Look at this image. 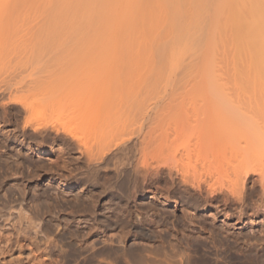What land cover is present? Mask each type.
Masks as SVG:
<instances>
[{"label":"bare ground","instance_id":"6f19581e","mask_svg":"<svg viewBox=\"0 0 264 264\" xmlns=\"http://www.w3.org/2000/svg\"><path fill=\"white\" fill-rule=\"evenodd\" d=\"M121 1L123 0H0V138H1L0 139V175L3 174L1 170L2 169L1 166L3 165V163H8L11 160L13 164L16 166V168L7 165L8 166L7 171H9L11 175H15L20 172L17 171L19 170L18 167L19 166L23 167L24 164L22 165V163H20L21 159L19 162L18 161L19 159L17 158H23V155L21 156L22 152L20 153V151H18L17 153L16 152L11 153L10 144L13 143H16V145L23 144L29 139L30 136H34L36 138L38 137L39 139V135H41L42 139H40V141H37L38 143H36L37 145L35 144L36 146H31V147L29 146L33 145L34 143L28 146L27 143L29 141L26 142L29 151L32 149V151H36L39 154H46L47 149L43 148L41 145L45 144V142L49 139L50 141L53 139L52 140L53 142L62 140L63 144H67V147L69 148L70 151L73 149H77L81 153V155L84 156L86 155L85 157L87 158L88 169L93 167L95 168L99 164L101 165L104 163L109 164L111 162L117 161L118 159H120L121 156L123 155L125 156L128 153L131 154L134 150L136 151L134 153L135 155L139 151L140 154L138 153L137 154L141 156L146 150L152 149L150 151L152 153L155 151L154 153L157 155H155L154 153L153 155L151 152L149 151L148 152L151 153L153 157L155 156L156 159L151 157V155L149 156L152 159H147V157L144 156L145 154H143L142 156H144V158L142 157V159L147 160L143 162V160L141 161V158L138 159V155L136 157L137 160L133 158L135 157L134 155L130 157L132 159L126 156L131 161L132 160L134 161L135 159L136 164H133L134 166L132 165L133 168H131V164L134 162H132L129 166L131 170H133L134 174L138 175L144 172L146 174V172H148L149 170L151 171L153 169L154 171L152 173L156 174L157 171H155L156 168H154L155 165L153 164L154 163L157 164L156 165L157 167L160 166V164H162V168L169 169L167 171H169L168 173L170 175L166 174L167 171L165 172L166 175L171 176L169 178H166L168 179V181L170 180V178H173L176 175H178L179 177L178 180L180 179L183 184L190 185L191 189L192 187L194 188V190L197 189L196 191H200L201 195H202L201 192L203 191H204L203 194L206 193L205 196L203 195L204 197L201 196L202 197V199L200 198L201 200L196 199L200 204L198 205L199 207L202 204L205 205L206 208L207 206L211 207L214 205L213 203L218 201L219 198H223L222 199L224 201L223 206L228 207L230 204H236L238 205V207H242L241 210H243L246 206H248L247 200L249 199V196H251L250 193H252L254 189H256L259 186L261 190L264 192V89H253V90L251 89L243 93L240 92L232 93V92H226L221 89L212 90L210 88H207L208 83H204V82H208L207 78H210L211 75L209 76V74L207 75L206 73L207 72L206 70L208 68L205 66L206 62H204L201 59V57H199L200 59L199 58L196 59L197 56L195 57L193 54L187 55V51L191 47L190 44L191 42L189 41V39L194 37L193 36L195 32L194 30H196L197 32V27H200V23H201L200 21H202L201 20L202 16H200L201 19H198L200 17L197 16L198 12H196L197 11L196 8L198 9L201 8L202 10H204L203 7L205 6L204 8L207 9V5L209 7L210 4V3L206 4V1L208 0H199L198 3H197L198 0H196V2L194 0L195 6L196 4L197 5L201 4L203 5L202 7L201 5H199L200 7L197 6L195 7L192 4L193 0L192 2L190 0H187L189 2H184V3L183 1L181 3V0H172V3L171 1L168 3L165 2L164 4H166L167 7H165V5H164V9L163 7H160L163 9L162 10L163 13L162 14L159 13V15L164 16V19H162V16H159L161 18L157 17V19L159 18L161 20L162 24L163 23L165 24V27L164 24L163 27L160 28H158V26L155 27L153 24H154V20L157 21V19L152 20L150 18V20L153 21L152 25L154 26V27L152 26V29H155L156 31L152 30L151 33L152 38L147 36L146 37L148 39L151 38V40L153 39L154 42L147 45V43H150L151 41L148 42V39L145 37V39L147 40H144L143 46H145L146 48L141 49L137 47L138 54L135 52L137 51L135 50L136 48L128 47V44L130 43L129 42L127 43V41H125V43H127V46L125 45L126 48L124 49L125 50L130 49L128 50V53L126 51V53L129 54V55L126 54L127 56H130L131 53H129V51H131L132 48L131 52H133L132 54L135 55L136 57H138L143 52L142 53L143 56L141 55L143 61L140 58L135 57L136 59H138L137 62L138 61H141V63L146 61L148 62V63L146 62L147 63L146 69H144L145 67L143 68L142 66V69L144 70L143 72H141V74H143V77L141 78L144 77L147 78L146 79L147 83H144V85L146 86L148 84L147 85L148 88L145 87L143 84L141 85L143 80L141 78H138V80L136 81L137 83L135 82L136 83L135 86L133 85L135 87V90H136V86L138 85L139 79L141 80V83L139 84L140 86H138L139 90L137 88L138 91H140L141 90L140 87L142 88L143 86L145 89L143 88L144 90L142 91H146V89L147 91H149L148 90L149 86L150 89L153 86H155L153 87L154 89H152L154 92L155 91L158 92L159 87L161 86L162 88L164 82L168 83L170 87V84L174 81L173 83L174 87H172V90L170 89L171 87L169 88L171 91L169 97L167 96V98L172 99V101H168L170 103V106L169 104L165 105L167 104L166 101L164 105H161L163 108L159 107V105L157 104L158 101L155 103L154 101L153 103L152 102L146 103L144 101V94L141 91H140L141 93L138 94L139 95L141 94V96H143V101L141 100L142 99L141 96H138V98L136 97L134 99V96L136 95L131 94L134 91V89L131 88L132 87L131 85L125 83V81L128 80V76L127 79L125 78L126 75H124V79L126 80L122 83V86L116 87L115 89L116 94L114 96L112 95V93H114L112 90L114 88V85L112 84L114 83H111L109 85V82H105V84L108 83L109 86L106 85L104 87L105 90L103 91H105V94H103L104 101L102 100V103L99 102L96 104V102L98 101H93V103L91 101H89L88 103H80L82 101H80V99L77 97V90L79 89L78 88L79 84L81 86L82 81L86 78L87 76L86 72H82L81 74L82 70L79 69L80 71L79 70L78 71L80 73L77 71L78 73L75 72L74 74L73 70L71 71V69H74L76 66L73 67V64L70 63L68 64L67 62L68 60L65 57L64 58L66 59V62L63 65H60L64 61L62 62L61 57L58 58L60 55L59 54L55 55V52L52 49L61 48V50H63L64 48L67 49L68 52L67 47L70 44H73L74 46L79 44L80 48L81 47L83 48L85 45H89L87 43L96 44L98 40H102L100 38H103V34H104L103 31L105 32L107 28L109 29V26H110L109 30L112 31V34L115 33L113 34L115 36V37L113 36V38H112V34H108L110 35L109 39L112 38V42L114 44L113 41L114 38L116 39L119 38L116 35L118 34L117 32H119V30L116 31L115 27L120 28L119 25H123V26L124 24L127 25L128 21L125 23L121 21L124 24H120L121 22H119L120 20H124L123 18L126 17L125 11L128 8L130 9L135 8L134 6L138 7V5L140 8H142L144 5L143 2L140 0L139 1L143 5L138 0H137L138 2L136 0H132V1L124 0L123 4H121ZM226 2L227 3L230 2V4L232 5L237 4V6L238 4L241 5L243 4L245 6L252 5V7H254L253 5H257L255 7L258 6L264 7V0H230V1L226 0ZM133 3H135L136 5ZM157 3H159V0L157 1ZM185 4L187 7L186 6L184 7H186L187 10L185 9L184 13L186 14V12L188 11L187 12L188 16L186 17V15L182 13L183 20L185 21L184 15L186 19L188 17L191 18L192 15L193 18L191 19L192 26L187 28L186 33L185 31L183 33L182 31H180L182 29L178 30L180 25L183 23L182 20L180 22L181 18L178 17L174 18L173 16H168L170 14V11L168 10L171 9V11L174 13V16H176L175 14H177L178 11L179 13H181L180 11L182 10L183 7L182 5ZM188 4L190 7L188 6ZM120 5L122 6V8H127V9L119 10ZM115 10L119 11V13L122 10L125 11H122L124 13H120L119 16V13L117 11H116L117 13L115 12L114 14ZM208 10L209 8L207 9V11ZM105 11L106 13L109 12L110 17L112 13L114 15V17L113 16L111 18L109 17L108 21L105 20L107 21V23L104 24L106 26L107 24H109V26L107 27H104L103 24L104 18L106 17L105 15L109 16V14L104 13ZM190 12L191 13L194 12V14L190 15L189 14ZM100 13L101 16L98 15ZM123 14H125V16ZM200 14L203 15L202 11ZM167 16L169 17L168 22H166ZM96 17H98V19L100 18L99 22L97 21L98 19ZM141 17L143 16L139 17L140 22L142 21ZM95 21L98 22L97 23L98 25L95 24ZM158 21H157L158 23L157 25L160 24V21L159 22ZM172 21L173 23L171 24ZM134 22L135 25L140 24L138 22L137 24L136 20H134L133 23ZM149 22L146 21L147 24ZM179 22L181 23L180 25ZM167 24L171 26H173L174 24V27H171L173 29V30L171 29V32L167 29L168 31L166 32L168 33H166V35L167 34L168 35L167 37L165 35L166 37L165 38L163 36L164 35L163 33L165 32H161V30L162 28L164 30ZM100 27L102 29L104 27L105 29L103 31L101 29L102 34L100 30L98 32V29ZM139 27L140 30L142 31V27L141 26ZM95 28H97V30ZM125 28L121 30L123 32L122 34H124L125 32L124 31ZM201 28H203L202 24H201ZM158 29H160L159 31L162 33V34L160 33L162 36L159 34V32L158 34L164 39L160 38V36L157 35V37L159 36V38L161 39L160 40L156 38L155 34H153V33L157 34ZM109 30L106 32V34H104V36L107 35V33H110ZM154 35H155V39H158L157 41L153 38ZM189 36H191V38H189ZM105 38L108 41V37L105 36L103 40ZM83 40H84L83 43L84 45L81 46ZM85 41L87 42L85 43ZM102 41L101 43H104ZM110 41H108V43ZM112 42L110 45H112ZM115 43L118 42H116L115 40ZM120 43L123 44L122 41L119 42V44ZM145 43L147 46L145 45ZM73 45L70 46L72 47ZM131 46H133V44H131ZM77 47L78 46H76L75 49ZM119 47L121 46L119 45ZM119 47L117 46V49ZM125 50L121 51V53L120 52L118 53L121 57V58L119 57V59L126 57V55L123 57L121 56L123 55V53H125ZM57 53L58 52H56V54ZM52 55L57 59L52 57ZM143 57L145 58V61ZM127 59H126L127 62L125 60L122 61L128 63L129 60L130 64L132 61H134L133 59L131 60V58L128 60ZM137 62L136 64L139 63V66L142 65L140 64V62L138 63ZM198 62H201L202 64L201 63L199 64ZM66 63L67 65L65 66ZM126 63L121 64L120 62L122 66H124V64ZM203 66H205L204 70L202 69ZM67 68L70 69V70L68 69L69 73L71 71V73L73 72L74 75L66 74L68 72ZM137 68H139L138 65ZM74 70L76 71L77 69ZM64 71L66 73H64ZM203 71H205V73ZM127 74L129 75V73ZM145 75L148 77H146ZM177 75L178 78H176ZM202 75L207 76V77L205 76L206 78L203 77L206 81L202 80ZM120 76H122V74ZM148 78L149 79L151 78L150 81ZM160 78L163 80H161ZM199 78H201L200 82H199ZM201 80L203 81L204 84H206L205 86L202 83V85L206 87L205 89L202 88V86L200 87L202 82ZM109 81H111V79ZM111 82H114V80ZM153 82H156V84H154ZM157 86H159L158 89ZM161 88H160L161 93H164L162 92L163 89ZM147 91L144 93H147ZM153 91L152 93L154 96L156 95L159 96L161 94V93L156 94ZM69 97H70V105L68 106L66 105L67 103L66 104L64 103L66 102L67 99H68L67 102H69ZM131 97L133 98L131 99ZM154 99H156V97ZM173 101L175 102V104ZM136 102H140V103H136ZM241 102L246 105L244 111H241L242 105L237 106V104ZM171 103L174 104L173 107ZM235 106L237 107L238 111L236 109H233ZM38 108H41L42 112L38 113L36 111V109ZM173 108L175 110L174 113L177 112V115L176 114H175L176 116L174 115L175 117L174 120L171 118V116L168 115L171 112L170 115L173 116L174 114ZM51 109L52 112L59 111V112H66V114L68 115L71 114L72 115L71 119H69L71 124H74L76 127L78 126L81 127V125L82 126L84 125L83 127L85 131H88L89 134L92 131L94 132L95 130L97 131L98 129H100V131L101 130L105 131L109 129L110 131L111 129L114 130L115 128L117 129L116 131L119 130L121 131V132L119 131L120 135L119 132H114L115 131L114 130L113 133L116 134L114 135L112 133L113 138H109L110 136L106 138L108 142L104 143L103 145L104 147L102 146L103 151L100 154L98 153L99 155H96L94 152H92L91 149L92 144L90 145L88 141L85 140L86 138H84L83 140V137L81 138L78 135L79 131L77 130V128L73 126L74 129L76 128L74 130L72 127H70L71 125L69 121L67 122L68 125L70 126L62 123L63 126L65 125L64 127L61 126L62 124L60 125L59 120H61V118L58 120L59 124L58 123L56 124V122L55 124L52 123L53 122L52 120L54 119L51 120L50 118H48L50 113H52ZM161 111L162 113H160ZM167 111H169V113ZM159 113L162 114L163 116L162 115L160 116ZM158 116H160L161 118L162 117L164 118V116L165 117L168 116L166 120L165 118L164 120L162 118V121H166L164 122L165 124L162 121H161L162 123L156 121V117L161 120V118ZM169 117L171 119L168 120ZM156 123L158 124L160 123L161 126L159 125V127L163 131H165L163 133L164 136L162 140L163 142L160 141L162 139L161 133H158L159 131L162 130H160V128L157 127L158 124ZM154 124H156L155 127L158 128V130H156L157 134L155 133L156 135H158L156 138L153 137L155 135L153 133L155 132ZM162 125L164 126L162 127ZM11 127L13 128L11 129ZM29 130H32L30 131L32 133L31 135H28L29 137L26 140L25 138L27 137ZM149 130H150V134L152 133L153 136L152 134L151 135L149 134ZM100 131L98 130L101 136L103 135V138L105 137L104 135L105 133H107V135L109 134L111 135V133H109L108 130L107 132L105 131L104 133ZM117 135L119 136L116 137ZM149 136H152L154 138V142H156V140L159 141L158 143H156L157 144L156 146L158 147L161 146L160 147L161 150L159 149L161 152L158 151L156 153L158 149L156 148L157 149L156 150L155 148H151L150 144L147 149L146 145L149 143V141H147V137ZM152 137L148 138L150 142L151 140L153 142V139H151ZM96 138H98V136ZM32 139L35 141L34 138ZM106 139H104V141ZM159 143L160 145H158ZM154 146L155 145H153L152 147ZM144 147L146 149L143 152ZM162 148L164 149L162 150ZM162 152L163 154L161 155V157L158 158L157 156L160 155ZM14 155L17 157L16 159H13ZM124 156L121 157V160L122 158L126 160V157ZM24 157L25 158L23 159H27L26 156ZM157 158L159 161H157ZM130 160H128V162H130ZM148 160H150V162ZM155 160L158 163H156ZM151 161L154 163L150 164L152 163ZM120 163L122 165L123 163L127 164V160L126 162H119V164ZM113 164H116V162ZM42 165H40V167L38 165V168H41L42 166L41 169L44 171L45 174L44 173L43 174L45 176H48L49 173H51L52 175H57V176L59 175L60 179L64 177L63 176L64 173L61 174L60 170L57 169L54 171H50V169H52L50 168L51 166L47 167L48 165H44V164ZM24 167L25 169L29 168L30 170L29 169L26 170L27 173L21 172V178H17V179L23 180L27 177V179L30 178V180H32V178L34 177L36 178L38 176L39 177L41 176L38 173L39 171H37L38 168L35 169L36 167H34L31 169L30 165L27 168L26 165H24ZM125 167H127V165L124 166V168ZM157 170H159V168H157ZM174 173H176L175 176H173ZM146 176H148V174ZM162 176L164 177L165 175ZM39 180L41 181V179ZM181 182L180 184H182ZM173 183L175 182L173 181ZM249 183H252L253 185L249 186ZM18 186L20 190L22 186L19 184ZM21 190L25 192L24 187H22ZM20 191L18 193L17 190L15 191L17 193L15 194L18 195L16 197L14 193H12V195L14 196L5 193L6 196L5 201L0 206V264H65L66 262L65 260H67L66 257L67 254L65 251L66 248L63 247L66 246L65 237L67 235V230L65 229L66 227L60 226L61 225L60 222L59 224L58 223L55 224L58 233L55 231L56 229L52 228V225H54L53 223L57 219H54V217L49 215L51 211L49 209L50 201L47 200L48 198H46L47 201L43 200L44 201L43 202L44 206H43L42 199L39 200L42 205L41 206L39 204L42 209L41 212L39 210L40 209L39 206L38 210L39 212H41L39 213L38 211H35L37 210L36 208L38 207V204L36 206V203H34L35 200L32 204L33 205L35 204L36 208L31 204L32 202L31 199L33 198H30L31 202H29L28 201L29 197L26 199L25 197H23L25 194ZM46 192L47 191H45L44 193ZM45 195L48 194L46 193ZM198 195L196 197H200ZM39 198H41V196ZM47 202H49V205ZM219 202L221 201L219 200ZM201 207L203 208V206ZM29 208H32L31 210L35 209L34 211L36 213L30 212L31 210ZM184 212L185 210L183 211V213ZM42 213L44 215H42ZM187 213L189 216H192L189 214L188 211ZM47 214L50 217L47 216ZM189 218L191 219L192 217ZM191 222L193 223V221ZM54 233L55 235L56 234L57 235L55 236ZM153 233L152 234L149 233V236L151 238L156 237L153 236L155 234ZM53 235L55 237L58 236V242L57 240L55 241ZM79 244H81V242ZM177 252L179 251H176L175 254L173 253V255L176 256ZM187 259L189 260V258ZM175 260H176V264L178 262H180L178 264H187L188 261L186 260L185 254H180ZM189 263L190 262L188 261V264Z\"/></svg>","mask_w":264,"mask_h":264},{"label":"rangeland","instance_id":"374dc122","mask_svg":"<svg viewBox=\"0 0 264 264\" xmlns=\"http://www.w3.org/2000/svg\"><path fill=\"white\" fill-rule=\"evenodd\" d=\"M123 1H121V4H123ZM140 1H142L143 4L146 6H144ZM140 1L139 2L143 5L142 8H140L138 4H137L138 7L134 6L135 8H131V9L122 8L121 5L119 7L120 9L118 8L119 10L127 9L126 11L122 10L126 12L125 13L126 17L123 18L125 21L120 20L119 22L121 21H123L124 23L127 21L128 22H127V25L122 22L120 23V24H124V26L126 25L125 26L126 28L123 25H119L120 28L115 27L116 31L119 30L120 32V33L117 32L119 35L116 34L119 38L117 37L118 39L114 38L113 40L115 45L112 42V38L114 36L113 34L115 33L112 34V31L109 30L110 29L109 24H107V26H109V29L108 28L107 29L109 30L110 33H107V35L105 36L108 37V41L110 40L111 41L108 43L106 38L103 40V38L105 37L104 34H106V32L108 31L107 29L105 32L103 31L105 30L104 27H107L104 23H107L110 17L109 12L106 13L105 11L104 13L109 14V16L105 15L106 17L104 18V21L105 20L107 21L105 22L103 21V24H104L103 29L101 28L102 26L98 29V32L99 30L101 32V29H102L104 33L103 38H100L103 41L98 40L97 42L98 44L97 43L96 44L87 43L89 45H85L83 48L82 47L80 48L79 44L75 46L73 44H70V45H73L72 46L73 48L70 45H68L67 47L68 52H67V49H64V48L63 50H61V48L52 49L54 50L55 55L59 54L60 56L58 58L61 57L62 62L64 61L63 63L60 62L61 63L60 65H63L67 59L68 64L69 63L73 64V67L76 66L74 68V69H77L76 71L74 69H71V71L73 70L74 74L79 69L82 70L81 74L82 72H86L87 76L84 75L86 76V78L82 81L81 86L79 84L80 86V87L78 86L79 89L78 90L76 89L77 97L80 99V101H82V102L79 101L80 103H88L89 101H91L92 103L93 101H98L96 102V104L99 102L102 103V100L104 99L103 94H105V91L103 90H105L104 87L108 85V83L105 84V82H109V85L111 83H114L112 84L114 85V88L112 89L114 92L112 93V95L114 96L116 94V90H115L116 87L122 86V83L127 79V76H128V80H126L127 82L125 81V83H128L129 85H131L132 86L131 88L134 89L132 93L130 92L131 94L136 95L134 96V99L136 97L138 98V96H141V94L139 95L138 93L143 92L144 101L146 103L147 102L153 103V101L155 103L158 101L159 103L157 102V104L159 105V107L163 108L161 105H164L166 101L167 104L165 105L169 104L170 106V103L168 101H172V99L167 98V96L169 97L170 91L172 90V87H174L173 86L174 81L170 84L171 88L169 87L168 83H165L163 81L164 85L162 88L161 86L160 87L157 86V89L159 87L158 92L157 91L154 92L152 90L154 89L153 87L155 86H153L151 89L149 86L148 90L151 93L147 91V89H146L147 93H144L146 91H142V90L145 89L144 83H147L146 82L147 78L145 77L141 78L143 77V74H141V72H143V70L146 69L148 62L146 61L147 63L146 62L141 63V61H138L140 62V64H142L139 66V63L137 62L138 59L136 58H140L142 60L141 57L143 56L142 54L143 52L139 55L140 57L139 56L136 57L135 55L132 54L133 52H131L132 51V48H131V51H129V53H131L130 56L131 55L132 56L130 57V56H127L129 55L127 53H128V50L130 49L125 50L124 48H126L128 42L130 43L128 44V47L136 48L135 49L137 50L135 51L136 53L138 52V48H141V49L146 48L145 46H143L144 40H147L148 39L147 37L152 38L151 36L152 30H155V29H152V26L153 25L155 27L158 26V28L163 27L164 23L162 24L161 20L159 19L161 18L159 16H162V15H159V13L161 14L163 13L162 10L164 9V5L165 7H167V5L164 3L165 2L168 3L170 1L172 3V0H167V1L159 0V3H157L158 0H140ZM182 1L183 3L189 2L187 0H181V3ZM190 1L192 2V0ZM208 1H206V4L210 3L209 7L207 5V9L209 8L208 11L207 9L204 8L205 6L203 7L205 12L201 8H200L201 10L196 8L197 9L196 12H198L197 16L198 17L202 16V19L201 17L198 19H201L202 21L199 20L201 23H200V27H197V32L196 30H194L195 32L192 31L194 32V35H193L194 37L191 38V36H189V38H191V39L188 38L189 41L191 42L190 43L191 47L187 51V55L193 54L195 57L197 56L196 59L201 57V59L204 62H206V64L204 63L205 66L208 67L206 70L207 71L206 73L207 75L209 74V76L211 75L210 78H207L208 82H204V83H208L207 88H210L212 90L221 89L226 92H232V93H239V92L243 93L251 89L252 90L253 89H264V7L263 6L255 7L257 5H253L254 7H252V5L245 6L243 4L242 5L238 4L237 6V4L232 5L230 4V2L227 3L228 1L226 2V0H211V1L208 0ZM160 2H161V5H160ZM198 2L199 0L197 1V3ZM186 4L182 5L183 7H182V10L180 11L181 13H179V11L178 12L176 11L177 12V14H175L176 16H174V13L171 11V9L168 10L170 11V14L168 16H173L174 18H177V17L181 18L180 22L182 20L183 23L181 24L179 22V25L180 24L181 25L178 30L182 29L180 31H182L183 33L184 31L186 33L187 28L192 26L191 19L193 18V15H192L191 18L188 17L186 19V17L188 16L187 15L188 11L187 12L185 11L186 14L184 13V10L187 7ZM192 4L195 6L194 0ZM199 5L201 4H198V5L196 4L197 7H200ZM202 6L203 5H201V7ZM160 7H163V9ZM195 7H194V10H195ZM149 8L151 9V12ZM117 10L114 11V14ZM122 11L120 13H124ZM201 11L203 15L200 14ZM117 12L119 13V11ZM196 12H195V15H196ZM120 13H119V16H120ZM182 13L186 15V17L184 15L185 21L183 20ZM125 14L123 15L125 16ZM155 14H156V17H155ZM189 14L190 15L194 14V12L193 13L190 12ZM98 15L101 16V13ZM112 16L114 17L113 13L111 17ZM140 16H143L141 17V20H142L141 22L143 23L140 22V18H139ZM168 16L166 17L167 19L165 18L166 22H168V18H169ZM116 17H117V14H116ZM157 17L159 18L157 19ZM96 18L98 19V17ZM150 18L152 20L154 19H157V21L159 20L160 24L157 25L158 23L156 20H154V24H153L152 23L153 21L150 20ZM203 18H204V21H203ZM148 19L150 22L148 21ZM162 19H164V16H162ZM99 20L100 18L97 21L99 22ZM134 20H136V23L138 22L142 24L140 25L137 23L139 26L142 27L143 32L140 30V27L138 25H135V22L133 23ZM146 21L149 23L147 24ZM98 22L95 21V24H97ZM172 23L173 21L171 22V24ZM133 24H134V27H133ZM201 24L203 28H201ZM164 27H165V24H164ZM171 27H174V24L173 26L167 24L164 30L162 28L163 31L161 30V32H165L163 33L164 37L166 33H168L166 31L169 30L171 32V29H172ZM124 28H125L124 30L125 32L124 34H122L123 32L121 30H123ZM95 29L97 30V28ZM159 30L160 29H158L157 34L153 33L156 35V38L158 39L162 38L161 37L162 33ZM113 32H114V29H113ZM158 32L159 34L161 33L160 34L161 36L158 34ZM108 34H112L111 39H109L110 35ZM155 35L153 37L154 39H155ZM157 35H159L160 38L159 36L157 37ZM145 37L147 39H145ZM151 38L148 39V42L150 41L151 42L147 43V45L154 42V40L153 39L151 40ZM158 39H155V40L157 41ZM115 40L118 43H115ZM87 41H85V43ZM101 41L104 43H101ZM121 41L123 42V44L122 43L119 44V42ZM125 41H127V43H125ZM111 42H112V45H110ZM83 43H84V40L81 46L84 45ZM131 44H133V46H131ZM116 45L118 47L120 45L121 47L117 49ZM76 46H78L77 48L79 49L77 48L75 49ZM69 48L70 49L72 48V49L70 50ZM124 50H125V53H123V55L121 56L123 57L127 54L126 57L119 59L120 55L118 53L119 52L121 53V51H124ZM56 52L58 53L56 54ZM53 55L52 57H54ZM62 57L63 58L65 57L66 59L65 58L63 59ZM129 57L131 58V60L132 59L134 60L131 62V64L129 63V60H128L130 59ZM132 57L134 58L136 57V58L134 59ZM144 57L143 59L145 61ZM126 59L128 60V63H126L127 62ZM122 60H125L126 62ZM120 62L121 64L122 63H126V64L122 66ZM136 62L138 64H136ZM198 63L200 64L201 62H198ZM66 65L67 63L65 64V66ZM137 65L140 68V70L139 68H137ZM142 66L143 68L144 67L145 68L142 69ZM205 66H203L202 68L203 70ZM68 69L69 68H67L68 72L66 73L64 71V73L73 74V72L71 73V71L69 73L70 69L69 70ZM203 72L205 73V71ZM127 73H129V75ZM121 74L123 77L120 76ZM124 75H126L125 77L126 79H124ZM203 75H202V80L206 81L204 78H206L207 76L205 75L206 76L205 77ZM138 78H141L143 82L141 83V80L139 79L138 85L136 86V90H135L134 86L137 83L136 81L138 80ZM176 78H178V75ZM110 79L111 81L114 80V82L109 81ZM200 79L201 78H199V82H200ZM140 83L141 85L142 84L144 85L142 88L140 87L141 92L138 91L139 90L138 86H140L139 85ZM153 83L156 84V82H153ZM202 83L203 81L201 82L200 87L202 86V88L205 89L206 84L203 83V85H205L203 86ZM147 85L145 87L148 88ZM160 88L163 89L162 92L164 93H161ZM152 91L156 94H160V93L161 94L159 96L157 95L154 96ZM153 96L154 98L156 97V99H154ZM141 97H142L141 100L143 101V96ZM132 98L133 97H131V99ZM67 101L68 99L66 100L64 104L67 103L66 105L69 106L70 97H69V102ZM133 103H134V100H133ZM136 103H140V102H136ZM174 104L171 103L172 107L174 106ZM238 105H242L241 107L242 110L241 108L240 110L244 111L246 105L243 104L242 102L237 104V106ZM233 109H236L238 111L236 106ZM36 111L40 113L42 112V109L38 108L36 109ZM174 111L175 110L173 108V113ZM51 112H52V109H51ZM53 112L50 113L48 117L51 120L54 119L52 120L53 124H55V122L57 124L58 120L61 118V120H59L60 125L62 123L65 125L66 124L68 125L67 121H69L71 126L70 125L68 126L72 127L73 129L74 127H76L74 124H71L69 120L71 119V116H72L71 114L68 115L66 114V112H59V111L57 112L55 111L54 113ZM167 112L169 113V111ZM160 113H162V111ZM170 114L171 112L168 115L171 116V118L174 120L175 118L174 115L175 114L177 115V112H175L173 116ZM161 115L162 114H160V116ZM167 117L168 116L166 117L164 116L165 120L167 119ZM162 118L160 120L159 118L156 117V121L160 123L166 122V121H162ZM171 118L169 117L168 120ZM76 123H79V122H76ZM160 123L159 124L156 123L158 124L157 126L158 128H160L159 127ZM63 124L61 126H63ZM156 124H154V127L156 126ZM83 126L82 125L81 127L78 126L79 129L78 127H76L80 134L78 132L77 133L81 138L83 137V140L84 138H86L85 140H87L90 145L92 144L91 145L92 152H94L96 155H99L103 151L102 149L104 147L103 146L104 143L108 142L106 138H108V136H110L109 138H113L112 133L114 130H115L114 132L120 131V130L116 131L117 129L115 128L114 130L111 129L112 131L111 130L109 131V129L106 128L109 131V133H111V135L109 133H108L109 135L105 133L104 134L105 137L103 138V135L101 136V134L98 132V130L100 131V129H98L97 131L95 130V132L92 131L89 134L88 131H85ZM163 126L164 125H162V127ZM157 127H155V132H153L154 134L157 132L156 130H158ZM12 128L13 127H11V129ZM107 130L105 131L107 132ZM160 130L162 129L160 128ZM30 131L32 130H29L27 137L25 138L26 140L29 137L28 135H31L32 133ZM105 131L101 130L100 132L104 133ZM120 132H119V135H120ZM164 132L165 131L163 130L158 132V133H161L162 135V137L159 135L162 138L160 140L161 142H163L162 140L164 137L163 136ZM149 134H150V130H149ZM119 135H117L116 137H118ZM155 135L153 136L152 134V136L156 138L158 135L156 136ZM97 136L98 138H96ZM152 136H149V137H152ZM149 137H147V141H149V143L146 145V147L148 149V146L150 144L151 148L158 149V150L156 149L157 150L156 153H157L158 151L161 150L160 149L161 146L160 147L156 146L157 145L156 143H158L159 141L156 140V142H154V138L152 137L151 139H153V142L152 140L150 142V140L148 139ZM32 138L35 139L36 137L30 136L27 141L25 140L26 142L29 141L27 143L28 146L34 143L33 145H30L29 147L36 146L37 145L36 143H38L37 141H40V139H42L41 135H39V139L37 137L35 141ZM104 139L106 140L104 141ZM52 140L50 141L49 139L45 142V144L41 145L43 148L47 149L46 154H39L36 151H32V149L29 151V148L27 147L26 142L20 145H16V143L10 144L11 145L10 150H11V153H15V152L17 153L18 151H20V153L22 152L21 156L23 155V158H25L24 156H26L28 160L23 159V158H17L15 155L13 158V159H16V158L19 159L18 160L19 162L21 159L20 163H22V165L23 164L26 165V168L29 167L30 165L31 169L34 167H36L35 169H37L38 165L40 167V165L44 164V165H48L47 167L51 166L50 168H52L53 170L50 169V171H54L57 169L60 170L61 174L64 173L63 174L64 177L60 179L59 175L58 176L52 175L51 173H49L48 176H45L44 171L41 169L43 166L42 165L41 168L37 169V171H39L38 172L39 175H41L40 177L39 176L36 178L34 177L32 178V180H30V178L27 179L26 177L23 180L22 179L19 180L17 178H21V172L27 173L26 170H28L29 168L25 169L24 165L23 167L19 166L20 168L18 167L19 170L17 171H20V172L19 173L17 172L18 174L11 175V173L7 171L8 169L7 165L12 166L13 168H16V166L13 164L12 160L8 162L9 164L3 163V165L1 166L2 168L1 170L3 174H1L2 176L0 175V206L5 201V198H6L5 193L10 194L11 196L15 195L16 197L18 196L16 194L22 189V187H24V191H25V192H23V190L20 191L25 194L24 195L22 193L24 195L23 197H25L26 199L29 197L28 201L31 202L32 200L31 204L34 202V200H35L34 203H36V206L38 204L37 208L35 204L34 205L32 204L37 210L35 209L31 210L33 208L32 207V208H29L31 210L30 212H33V213L35 211L39 212V210L42 212L41 206L43 205V202L47 200L50 201V205H49V202H47L49 205V209L52 211V212L50 211V213L52 214L49 213V215L54 217V219L60 220V221L56 220L53 223L54 225H52V228L56 229L55 224L57 223L59 224L60 222L61 223L60 226L66 227L65 229L67 230V235L65 237L66 246L63 247L67 249V250L65 249L66 254H67L66 256L67 260H65L66 261L65 264H142V262L143 264H171V263L176 264L175 259L180 254H185L186 260H188L187 258H189L188 260L190 262L189 264H264V192L261 190L259 186L256 189H254L252 193H250L251 196H249V199L247 200L248 206L245 205L246 207L243 210H241L242 207H238V205L236 204H230L228 207L223 206V203H224V201L222 200L223 198H219L218 201H216L217 203L216 202L213 203L215 206L214 205L211 207L207 206L206 208V206L202 204L201 206H203V208L201 206L200 208L198 206L200 204L197 200H199L200 198L202 199L201 196L203 195L205 196L206 193L203 194L204 192L203 191L201 192L202 193L201 195L200 191H196L197 189L194 190L193 187L191 189L190 185L183 184L180 179L178 180L179 177L178 175H176V173H174L173 176L176 175L177 177L172 176L176 180L173 178H170L171 181L170 180L168 181V179L166 178L171 177V176H168L170 175L168 173L169 171H167L169 169L162 168V164H160V162H159L160 166L158 167L156 166L157 164L152 162L153 160L151 161L152 163H150V164L154 163L153 164L155 165L154 168H156L155 171H157L156 174L160 172L157 175L155 173H152L154 169L151 171L149 170L148 172H146V174L145 172L142 174H138V175L134 174L131 168H133L134 166L133 164H136L135 159L137 155L140 154L139 151L137 152L138 154L136 153V155L134 154L136 152L135 150L133 152L131 151L132 152V153L130 152L131 154L128 153L125 156L123 155L124 157L128 156L129 158L133 155L135 156L133 157L135 158L134 161L130 160L132 158L129 159L128 157H126L127 164L126 163L125 164L123 163V165L121 163L119 164V162H126V160L123 158L121 160V157H123L121 156L120 159L117 160L118 162L114 161L109 164H105V163L102 165L99 164L95 168L93 167V168L88 169L87 168L88 167L87 158L85 157L86 155L85 156L81 155V153L77 149H73L70 151L69 148L67 147V144H63L62 140H58L56 142L55 141L53 142ZM151 144L152 146L153 145L155 146L152 147ZM158 145H160V143ZM145 149L146 148L144 147L143 152L145 151ZM163 149L164 148H162V150ZM150 150L152 149L146 150L145 152H148V151L151 152ZM145 152L143 153L145 154L144 156H146L147 159H152L149 156L151 155L152 152L151 153L149 152L145 153ZM163 152L157 157L158 158L161 157ZM142 155L141 156L138 155V159L141 158V161L143 160V162L147 161L145 159H142V157L144 158V156ZM151 157L153 156L151 155ZM153 158H155V156ZM158 158H157V161H159ZM128 160H130V162H128ZM148 161L150 162V160ZM157 161L155 160L156 163H158ZM115 162L116 164H113ZM130 164H131V168L129 167ZM126 165L127 167L124 168V166ZM157 168H159V170H157ZM166 171H167L166 174L168 175L165 174ZM147 174L148 176H146ZM162 175H165L166 177L165 176L163 177ZM138 176H141V177H138ZM55 177L56 178L58 177V178L56 179ZM39 179H41V181ZM61 180L62 181L65 180V181L62 182ZM172 180L175 183H173ZM180 182L182 184H180ZM18 184L22 186V187L20 186L21 187L20 190H19ZM252 185H253L252 183H249V186H252ZM16 190H17V193L15 192ZM43 191L44 192L47 191L46 193L48 195H45L46 193H44ZM12 193H14V195H12ZM41 194L42 195L44 194V195L42 196ZM196 194L200 197H196L197 196ZM40 196L41 198H39ZM30 198H33V199L30 200ZM46 198L48 199L46 200ZM41 199H42V205H41V202L39 201ZM219 200L221 202H219ZM196 201L198 202V204ZM39 206H40V209L38 210ZM184 210L185 212L183 213ZM187 211L192 216H189ZM183 214L185 215V218ZM42 215L44 214L42 213ZM49 215L47 214V216ZM186 216H189L192 218L190 219L189 217H186ZM191 221H193L194 225ZM148 230L150 234H152L154 231L155 234L153 233L154 234L153 236L154 237L156 236V237L151 238L149 236ZM55 231L58 233L57 229ZM54 235L53 237L55 241L57 240L58 242V236L55 237L57 234L55 236ZM80 242L82 245L79 244ZM176 251H179L176 253L178 255V256L176 255L177 257L173 255V253L175 254ZM180 251H182L183 253ZM188 261H187V264H188Z\"/></svg>","mask_w":264,"mask_h":264}]
</instances>
